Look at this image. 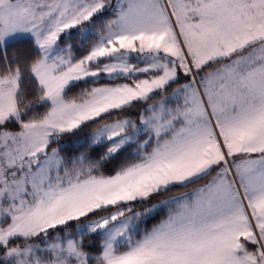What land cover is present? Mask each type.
Instances as JSON below:
<instances>
[{"label":"snow or ice","instance_id":"6c2138e0","mask_svg":"<svg viewBox=\"0 0 264 264\" xmlns=\"http://www.w3.org/2000/svg\"><path fill=\"white\" fill-rule=\"evenodd\" d=\"M0 264H264V0H0Z\"/></svg>","mask_w":264,"mask_h":264}]
</instances>
